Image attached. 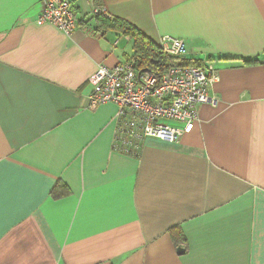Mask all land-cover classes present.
<instances>
[{"label": "crops", "instance_id": "crops-1", "mask_svg": "<svg viewBox=\"0 0 264 264\" xmlns=\"http://www.w3.org/2000/svg\"><path fill=\"white\" fill-rule=\"evenodd\" d=\"M69 1L72 35L0 0V264H264V0ZM96 8L214 65L179 142L123 154L116 106L89 109L98 67L135 56Z\"/></svg>", "mask_w": 264, "mask_h": 264}, {"label": "built area", "instance_id": "built-area-1", "mask_svg": "<svg viewBox=\"0 0 264 264\" xmlns=\"http://www.w3.org/2000/svg\"><path fill=\"white\" fill-rule=\"evenodd\" d=\"M44 4L37 24L51 25L66 35H72L78 27V19L71 2L44 0ZM92 16L110 18L102 8L93 10ZM158 46L167 57H188L182 40L162 37ZM213 66L211 62L203 61L198 66H173L160 73L140 71L132 62L115 68L100 65L90 79L89 109L109 103L116 106L113 145L123 154L133 155L148 138L177 143L194 130L199 121L198 107L217 102L209 92L219 81ZM164 121H174L184 127L168 126Z\"/></svg>", "mask_w": 264, "mask_h": 264}, {"label": "trees", "instance_id": "trees-1", "mask_svg": "<svg viewBox=\"0 0 264 264\" xmlns=\"http://www.w3.org/2000/svg\"><path fill=\"white\" fill-rule=\"evenodd\" d=\"M100 18V17H98ZM104 19V20H101ZM103 26L112 29H119L123 31L126 36H129L134 41L135 46V56L133 57L132 63L136 64L138 70H153L163 73L173 66H198L203 61L195 60L193 58L177 59L167 57L152 41H150L146 36L140 34L136 28L128 25L122 24L111 19L100 18ZM106 20V21H105ZM110 21V22H107ZM207 62H211L210 60ZM252 63V62H249Z\"/></svg>", "mask_w": 264, "mask_h": 264}, {"label": "water", "instance_id": "water-1", "mask_svg": "<svg viewBox=\"0 0 264 264\" xmlns=\"http://www.w3.org/2000/svg\"><path fill=\"white\" fill-rule=\"evenodd\" d=\"M183 250H184V249L179 248L178 252H179V253H183Z\"/></svg>", "mask_w": 264, "mask_h": 264}]
</instances>
